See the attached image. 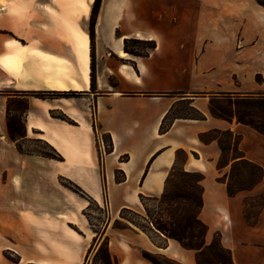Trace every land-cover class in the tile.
Masks as SVG:
<instances>
[{
	"label": "crops",
	"instance_id": "obj_1",
	"mask_svg": "<svg viewBox=\"0 0 264 264\" xmlns=\"http://www.w3.org/2000/svg\"><path fill=\"white\" fill-rule=\"evenodd\" d=\"M95 1L0 0V264H60L77 238L81 263L86 237L67 224L79 216L87 223L90 203L105 207L113 264H152L142 252L197 264L195 251L150 226L143 204L161 196L177 168L201 176L196 216L206 227L204 246L216 238L233 264H264V207L253 225L243 214V200L264 180L229 197L218 178L231 161L218 170L219 146L202 138L215 130L239 136V152L264 171V136L209 113L210 95L264 94V6L256 0H99L93 16ZM131 39L156 47L145 57H120ZM48 92L81 96L36 95ZM179 101L201 119H173L159 132ZM13 117L25 131L15 140L8 133ZM29 140L44 143L54 157L27 149ZM126 210L147 231L128 221L113 230Z\"/></svg>",
	"mask_w": 264,
	"mask_h": 264
},
{
	"label": "rangeland",
	"instance_id": "obj_2",
	"mask_svg": "<svg viewBox=\"0 0 264 264\" xmlns=\"http://www.w3.org/2000/svg\"><path fill=\"white\" fill-rule=\"evenodd\" d=\"M151 45V41H141L139 39H131L126 43L127 50L135 54L150 52ZM68 96L80 97L81 95H79V93H71ZM177 98H179V96H176V99ZM215 102L218 106L224 107L225 101L223 99L216 100ZM195 116H197V113L188 106L187 102L179 101L175 104L174 109L165 122V127H167L175 118H191ZM262 118H264V112L255 111L253 115L254 122H261ZM210 136H220L222 141L227 139V136L218 135L216 133H212ZM206 138H209V134L206 136ZM223 144L224 143L222 142V145ZM25 147L41 154L51 155L49 148L44 143L36 140H29L25 142ZM103 147L105 149L109 148L105 143ZM229 155L230 153L223 152L217 163L223 164L227 161ZM179 158H181V156H179ZM249 170V167H240V173L237 174L236 178L234 177L233 189L250 187L257 180V175L253 174L250 176ZM195 182L196 176L190 178L185 177L178 168L172 171L168 179L167 192L168 195L176 196V198H173V200L169 203H158L154 198L145 199L143 204L145 206L146 216L148 215L151 221H153L155 224H160L161 226L165 227L167 230L171 231L172 234L179 235L183 231V225L186 218L195 217L197 212L199 189ZM63 184L67 186L72 192L79 196L81 195L68 183L63 182ZM256 190L258 192L257 194L248 196L243 200V214L247 217V221L249 223H253L255 221L256 214L264 200V181L258 185ZM243 194L244 193L241 195ZM185 197H190L192 201L186 202L184 200ZM83 215L87 219V223L83 217L79 216L78 220H73L75 224H67V226L77 234H83L86 237L84 244L88 246L87 248L93 244V249L88 256L87 261L84 262L83 259L80 263L82 249L80 239L77 238L75 243L71 244L69 255L63 257L64 261L60 264H106V254L104 251V228L107 223L105 207H97L93 203H90L87 209L83 212ZM119 217L123 220L118 219L116 222L111 223V228L113 230H121L125 228V221H128L139 225L141 228L147 231L145 223L142 222L140 216L136 212L126 210L122 212ZM150 226L156 232H158L152 225ZM160 234L165 237L164 234ZM194 234L196 236L194 242L199 243L201 240V233L197 228H195ZM94 237L95 242L92 243ZM183 243H187L186 239L183 240ZM98 247H100V249L96 256H94V251ZM86 253L84 256H86ZM3 256L10 262H19V258L14 253H3ZM226 257V253L219 249L216 238L213 239L211 248L208 251L204 250L200 255V259L209 264H216L218 261L224 260ZM153 259L158 264H174L172 260L159 255H153Z\"/></svg>",
	"mask_w": 264,
	"mask_h": 264
},
{
	"label": "trees",
	"instance_id": "obj_3",
	"mask_svg": "<svg viewBox=\"0 0 264 264\" xmlns=\"http://www.w3.org/2000/svg\"><path fill=\"white\" fill-rule=\"evenodd\" d=\"M260 5L264 6V0H256ZM99 0L95 1V6L92 9V15L97 11V6H98ZM92 36H93V17L91 16V24H90V33L89 37L90 40L92 41ZM128 41L124 42V47L123 50L125 53L134 55V56H147L149 52H144L142 54H135L133 52H130L127 50L126 43ZM151 47L150 50H154L156 47V44L154 41H151ZM257 82H260V78H257ZM73 92H64V93H57V92H48V93H39L36 94L37 97H43L44 95L50 94V95H57L61 97H68ZM223 99L224 102V107H220L216 104V100ZM19 109H23L24 105L22 103H19L17 106ZM175 106L171 107V109L167 112L165 117L162 120V123L159 127V132L164 131L166 129L165 127V122L167 121L169 115L171 114L172 110L174 109ZM255 111H262L264 112V94H218V95H210L209 96V113L212 117L218 118L227 122H232L235 121L237 124H241L244 126H247L251 128L252 130L256 131L257 133L261 134L264 136V118H262L261 122H254L253 120V115ZM62 120L67 121L65 117H60ZM175 119H191V120H199L201 119V116L197 114L195 117L191 118H175ZM8 133L9 136L12 140H15L18 137H24L25 136V131H24V126L19 117H13L9 120L8 123ZM216 133L218 135H224L227 136V139L222 141L220 136H215L211 137L210 134ZM208 135V134H207ZM203 136L202 138H206V136ZM209 141H216L219 149L221 151V154L223 152L230 153L229 159L231 161V164L229 166V171L218 178V182L222 183L225 185L227 195L229 197L235 196L237 193L242 192V191H249L259 183H261L264 180V171L263 169L256 165L253 164L249 161H247L241 152L238 150V142L240 141L239 136H233L231 132H220V131H211L209 132ZM222 142L224 143L222 145ZM111 151V146L106 149V152ZM48 157H54L53 155H48ZM229 163L226 161L223 164L217 163V168L218 170L223 169L226 167ZM240 167H249V175L252 176L253 174H256L257 180L247 188H237L233 189L234 186V177L236 178L237 174L240 173ZM183 176L185 177H193L196 176V185L198 186L199 189V198L197 202V211L201 206V197H200V186L199 182L201 180V176L196 173H185L181 172ZM170 177V174L167 178L166 184H165V189L161 196L159 198H154L158 203H169L170 201L173 200V198H176V196H170L168 195L167 192V185H168V179ZM78 193H81V190L77 188L76 186H72ZM184 200L186 202H191L190 197H185ZM261 207H264V200L261 204ZM146 212V211H145ZM197 213V212H196ZM246 221L247 217L244 215ZM147 219L149 220L150 224L160 233L164 234L166 238L172 239L176 242H178L183 248L193 250L195 251V261L197 264H209L203 260L200 259V255L204 250H209L211 248V244L208 246H204V237L206 234V227L197 219V216L195 217H188L186 218L184 225H183V231L179 235H174L172 234L171 231L167 230L165 227L161 226L160 224H155L153 221H151L150 217L147 215ZM247 223H249L247 221ZM250 225H253V223H249ZM197 228L200 233H201V240L199 243L194 242L196 236L194 234V230ZM96 237V236H95ZM95 237L92 240V243L95 242ZM186 239L187 243H183V240ZM219 249L226 253L227 257L224 260L218 261L216 264H233L230 252L223 249L217 241ZM93 244L89 247L86 256L84 257V262L87 261L89 254L92 251ZM100 247H98L94 251V256L98 253ZM104 251L106 254V264H113V261L110 257L109 254V249H108V244L107 241L104 240ZM153 255L148 252H142V256L144 259L148 260L152 264H158L156 261L153 259ZM174 264H178L175 261Z\"/></svg>",
	"mask_w": 264,
	"mask_h": 264
},
{
	"label": "bare ground",
	"instance_id": "obj_4",
	"mask_svg": "<svg viewBox=\"0 0 264 264\" xmlns=\"http://www.w3.org/2000/svg\"><path fill=\"white\" fill-rule=\"evenodd\" d=\"M72 33L74 34V32H72ZM75 34H77V33H75ZM77 36H78V35H77ZM79 36H80V35H79ZM79 36H78V37H79ZM73 37H74V36H73ZM75 37H76V35H75ZM75 37H74V39H75ZM75 40H77V39H75ZM79 40H80V39H79ZM79 40H77V41H79ZM80 42H81V41H80ZM75 43H76V42H75ZM78 44H79V43H78ZM80 44L82 45V43H80ZM80 44H79V45H80ZM84 44H85V43H83V46H84ZM87 45H88V43H87ZM75 46H76L75 49L77 50V51H76V52H77V55L80 56V55H79V49H78L79 46H78L77 44H76ZM80 48H81V47H80ZM88 48H89V47H88ZM86 50H87V49H86ZM87 51H88V50H87ZM87 53H88V52H87ZM119 56H120V57H124V56H126V53H125L124 51H121V52H119ZM88 57H89V56H88ZM80 59H81V58H80ZM83 60H85V59H82V61H83ZM89 61H90V60H89ZM2 64H3V65H8V64H10V62H8V61H4V62H2ZM83 68H84V66L82 67V69H83ZM58 89H59V88H58Z\"/></svg>",
	"mask_w": 264,
	"mask_h": 264
},
{
	"label": "built area",
	"instance_id": "obj_5",
	"mask_svg": "<svg viewBox=\"0 0 264 264\" xmlns=\"http://www.w3.org/2000/svg\"><path fill=\"white\" fill-rule=\"evenodd\" d=\"M100 144H101V147H103V142H102V140H100Z\"/></svg>",
	"mask_w": 264,
	"mask_h": 264
}]
</instances>
